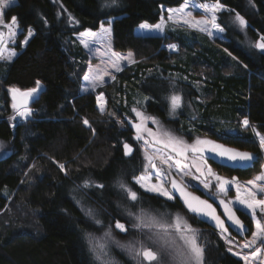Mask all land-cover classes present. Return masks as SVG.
<instances>
[{
	"label": "trees",
	"instance_id": "16d2710c",
	"mask_svg": "<svg viewBox=\"0 0 264 264\" xmlns=\"http://www.w3.org/2000/svg\"><path fill=\"white\" fill-rule=\"evenodd\" d=\"M184 1L118 0L117 5L102 8L105 0H59L58 14L51 0H14L5 10L3 20L15 16L20 31L14 44L17 57L0 62V140L8 146V154L0 157V264H101L87 235L109 226L117 235L115 221L128 223L127 211L136 208L185 212L204 248L202 264H243L216 230L194 219L178 199L166 201L135 185L132 179L142 161L137 153L123 154L124 143L133 145V130L126 120L134 118L131 109L136 107L187 140L206 136L258 157L247 169L222 167L209 159L221 174L246 179L263 164L251 129L264 133V54L249 43L264 36V0H218L224 6L217 17L224 38L215 41L170 23L163 35L134 32L141 22L157 23L161 6L176 7ZM237 14L247 22L244 31L235 23ZM107 18H113V49L130 51L134 62L114 80L84 92L88 55L74 35L96 30ZM29 29L34 35L25 45L22 40ZM172 44L175 49L168 48ZM37 81L32 116L11 125L9 89L30 90ZM173 91L182 97L175 118L169 116L164 100ZM100 93L105 113L96 102ZM85 118L91 127L83 123ZM245 118L250 122L247 129L241 125ZM85 179L104 187L84 189ZM118 179L138 191L137 202L128 203L114 184ZM196 191L209 199L207 193ZM78 194L97 209L102 226L85 216L76 202ZM237 213L250 234L248 216ZM114 256L131 264L120 252Z\"/></svg>",
	"mask_w": 264,
	"mask_h": 264
},
{
	"label": "snow or ice",
	"instance_id": "6c2138e0",
	"mask_svg": "<svg viewBox=\"0 0 264 264\" xmlns=\"http://www.w3.org/2000/svg\"><path fill=\"white\" fill-rule=\"evenodd\" d=\"M14 3V0H0V18L5 14L3 10L10 8ZM118 0H105L101 5L102 8H111L117 5ZM189 7L188 0L178 9H168L167 20L172 21L177 14L181 16L191 17V12L185 10ZM192 7H197L192 5ZM206 13L203 19H182L184 25L197 28L201 32H206L208 35H213L214 32L218 34L224 33V28L217 23L216 13L224 10V6L221 5L218 0L216 4L201 6ZM70 21L78 23L73 17H69ZM235 22L243 28L247 26L246 20L236 15ZM46 23V21H45ZM166 21L162 17L161 21L155 25H150L147 22L139 25L142 30H156L163 31ZM7 29V36L9 42H11L20 31L17 28V18L11 17L10 22H4L0 19V61L11 62L18 53L14 50H8L5 46V32L3 29ZM111 28L105 27L102 23L99 32H92L86 30L79 33L80 43L85 47L90 48L88 38H91L92 42L97 40L104 41L110 35ZM34 32L29 29L26 38L22 42L27 44L28 40L33 37ZM250 47L256 48L264 54V36H261L255 43H249ZM170 49H175L176 45L172 44L168 46ZM228 52V49H224ZM6 53V54H5ZM107 57L105 63L110 64L111 68L116 72L121 71V62L127 60L129 63L134 62L131 59V54L128 57H124L111 51L104 53ZM228 55H232L228 52ZM233 59H236L233 57ZM245 67H247L245 65ZM108 76L111 79H115L110 71L106 68L101 69L100 66H89L87 74L83 76V80L87 82L88 87L83 88L82 91L89 92L95 91V89L105 83V77ZM40 87V82L37 81V88H33L27 92H20L17 88H10L9 91L13 94L12 98L14 103L12 108L16 110V115L29 119L32 116V110L26 107L27 98L33 96V93H37V89ZM17 95L20 99V108H18ZM38 97H33V100ZM97 103L99 111L101 113L107 112L106 101L104 94L97 95ZM148 99V98H146ZM164 100L168 104V114L170 117L175 118L180 114L182 109V97L181 95L173 91L170 95L164 97ZM22 109V110H21ZM131 111L135 114L134 118L127 119L126 122L135 129L134 139L137 142H142L144 147V171L139 176H133V182L135 185H139V188L144 189L147 192L156 193L159 197L165 198L166 201H174L177 198L182 200L183 206L187 211L193 214V218H199L201 222H214V226L220 230L221 238L225 240V243L232 245L233 241L230 238L228 226L225 224V220L222 219L221 214L217 213V208L213 206V203L219 201L218 207L223 208V216L230 222L238 234L246 232L241 219L237 216V211L243 212L245 215H250L254 221L255 231L252 232V239L243 245L244 248H250L256 245L259 241L261 247H264V173L257 175L253 180L247 182V184H240L235 177L231 180L226 179L218 175L212 167L209 165L208 160L213 162H219L220 165L226 166L227 163L239 164L241 167H250L258 160V157L249 152H241L232 148H228L222 144H219L211 139L197 137L193 143H188L181 137H177L171 131L165 129L159 119L154 116L147 115L143 110L133 107ZM109 115H115L114 113H108ZM10 119L15 120L16 116ZM156 126L154 131L148 127V122ZM83 123L91 127L90 122L85 118ZM123 123V122H121ZM241 125L244 129L250 126V122L247 118L241 121ZM94 131V130H93ZM231 131V130H230ZM254 135L258 137V146L261 151H264V135L256 132L253 129ZM255 143V141H249ZM125 155H131L132 147L128 143L123 145ZM158 162V163H157ZM61 171L67 174L65 165H59ZM194 169V171H193ZM180 179L177 180L176 176ZM153 178L156 183H152ZM185 178H190L187 182ZM196 183L193 184L192 182ZM213 181L215 183H213ZM117 187L124 193L127 200L131 202H137L140 199L138 191L133 189V186L129 185L122 179L116 181ZM200 186L207 192L209 199H201L200 196L194 195L188 191L189 187H196L199 190ZM234 186L236 191L235 200L226 199L231 187ZM82 187L84 189L90 187L103 188V184H97L95 181L85 179ZM214 189V190H213ZM178 193V197H177ZM224 197V198H222ZM212 200L213 203H210ZM80 203V201H77ZM81 210L85 213V216L90 218L95 224L103 225V221L97 218L96 211L91 207L81 206ZM128 215L134 217L137 223L134 227L143 230L149 229L151 235L149 240L152 243L160 244L162 247L171 248L175 252L176 258L181 261V264H202L204 248L198 243V232L194 229L187 220L180 213H148L143 209L139 213H133L128 210ZM259 216V218H257ZM116 229L121 232H127L124 224L119 220L115 224ZM183 241L182 245H177L176 238ZM90 243L93 241L91 234H88ZM112 238L111 226L105 231L101 240H109ZM118 243V242H117ZM121 247H128L129 251H132L136 258L143 257L146 261L151 262L158 259V254L151 248L145 246L144 243H140L139 248L134 245H120ZM261 247L255 248L252 258L255 259L261 254ZM106 244L103 242H97L94 244V251L98 253L97 259L101 255H106ZM232 251V248H229ZM240 255L239 253H234ZM245 264H249L248 256H241Z\"/></svg>",
	"mask_w": 264,
	"mask_h": 264
},
{
	"label": "rangeland",
	"instance_id": "374dc122",
	"mask_svg": "<svg viewBox=\"0 0 264 264\" xmlns=\"http://www.w3.org/2000/svg\"><path fill=\"white\" fill-rule=\"evenodd\" d=\"M53 3L56 4V6L58 7V14H60V11H62V6L59 2V0H51ZM185 3V1L180 4L179 6H176V7H164V6H161L162 8V15L159 19V21L157 23H159L161 21V18L163 17L166 21L165 25H164V28L166 27V25H168L169 23L172 24V25H175V26H180V27H183V28H187V29H192L194 31H197V32H200L202 34H205L211 41H215V38H224V33L222 34H218V33H215L213 35H208L206 32H201L199 31L197 28H194V27H190L188 25H184L182 23V19H191V18H195V19H203L205 18L206 16V13L205 11L203 10V8L201 7L202 5L204 4H208V5H213V4H216L217 1H207V0H188V3H189V7L185 10L186 12H191L192 13V16L191 17H187L186 15L185 16H181V14H177L174 19L172 21H168L167 20V16H168V9H178L180 8L183 4ZM192 5H196L197 7H192ZM6 10V9H5ZM5 10H3L5 12ZM221 12V11H219ZM216 13L217 17H218V13ZM4 16V15H3ZM236 18V16H235ZM3 20V17L0 18ZM112 20L113 18H107L105 20H103V22H101L98 26V28L96 30H90V29H86V30H90L92 32H99L100 31V26L101 24L103 23L105 27H110L111 28V24H112ZM4 21V20H3ZM10 20L8 21H4V22H10ZM142 23H145V22H141L139 23L135 29H134V32L138 35H163V32L164 30L161 32V31H156V30H142L139 28V25L142 24ZM148 23V22H147ZM155 23V24H157ZM218 23V22H217ZM236 23V22H235ZM150 24V23H148ZM155 24H150V25H155ZM219 24V23H218ZM237 26L238 23H236ZM171 27V26H170ZM240 27V26H239ZM18 28V26H17ZM241 28V27H240ZM19 29V28H18ZM245 27L241 28L242 31H244ZM86 30H83L81 32H84ZM3 31L5 32V46L7 47L8 50H14V44H15V41H16V37L11 41L9 42L8 40V36H7V29H3ZM81 32H78L76 33L74 36L75 38L80 42V37H79V33ZM19 33V32H18ZM28 33V32H27ZM18 35V34H17ZM27 36V35H26ZM26 36L23 38L22 42L24 41V39L26 38ZM260 38V36L254 40V42L252 43H255L256 41H258ZM88 41H89V44H90V48H91V51L89 50V48H85L81 43V45L83 46V48L85 49L87 55H88V61H87V68H86V72L85 74H87L88 72V69H89V66H92V67H96V66H100L101 69H107L108 71H110L112 73V75H115L117 72L111 68V65L110 64H107L105 63V61L107 60V57L104 55V53L106 51L109 50V48L111 49V51L115 52L116 54L118 55H121V56H124V57H128L129 54H131V59L134 61V56L133 54L130 52V51H125V52H118L116 50L113 49V46H112V35L110 33V35L106 38V40L104 41H95V42H92L91 38H88ZM169 46V45H168ZM169 48V47H168ZM170 49V48H169ZM256 49V48H255ZM258 50V49H257ZM260 51V50H258ZM17 52V51H16ZM6 54V53H5ZM0 62H6V61H0ZM130 64L127 60H123L121 62V69ZM84 74V75H85ZM111 80L110 77L106 76L105 77V83L106 84L107 82H109ZM102 84V85H104ZM82 85H83V88H87L88 87V84L87 82H85L83 79H82ZM101 85V86H102ZM100 87V86H99ZM37 88V86L35 87ZM40 88V87H39ZM39 88L37 89V93L39 91ZM98 88V87H97ZM31 90V89H30ZM29 90H25V91H20V92H27ZM37 93H33V96H30L27 98V103H26V107L30 108V102L32 101L33 97H35L37 95ZM8 95H9V99H10V102H9V107H10V112H11V115L9 117V121L11 123V125H14V123L16 122H19V121H25L26 119H23L19 116L16 115V110H14L12 108V104L14 103L13 101V94L8 91ZM20 97L19 95H17V100L15 101L18 105V108H20ZM22 110V109H21ZM142 110V109H141ZM146 113V112H145ZM147 114V113H146ZM133 115H135L133 113ZM149 115V114H147ZM13 116H16V119L15 120H12L10 119L11 117ZM149 116H152V115H149ZM163 125V127L169 131H171L174 135H176L177 137H181L182 139H184L185 141H187L189 144L190 143H193L195 141V139L197 138H193L191 140H187L186 138H184L183 136L175 133L174 131L170 130L166 125H164L163 123H161ZM148 127L152 128L154 131L156 130V126L154 124L151 123V121L148 122ZM133 138H132V141H133V145H131V147L133 148V153H137V155H139L141 161H142V168L140 170V172L136 175V176H139L143 173L144 171V163H145V159H144V147H143V144L142 142H137L134 137H135V129H133ZM251 132H252V135L254 137V139L256 140V142L258 143V137H256L254 135V132H253V129H251ZM258 132V131H256ZM260 133V132H259ZM261 135H264V133H260ZM199 138H207V139H211L209 137H206V136H202V137H199ZM213 140V139H211ZM215 141V140H213ZM219 144H222L221 142L219 141H215ZM261 151V150H260ZM132 153V154H133ZM262 155H263V164L261 165V168L260 170L253 174L251 177L249 178H246V179H239V178H236L235 176H228V175H224V174H221L219 173L217 170H215L213 168V166L210 164L209 160H208V163L209 165L212 167V169L220 176L226 178V179H229L231 180L233 177H235L237 179V181L242 184V185H245L247 184L248 181L250 180H253L257 175L261 174V173H264V151H261ZM8 154V146H7V143L3 142L0 140V157L2 156H5ZM158 163V162H157ZM194 171V169H193ZM176 179L179 180L180 177L177 175L176 176ZM190 178H185V181L187 182ZM133 180V179H132ZM117 181V180H116ZM152 183H156L155 179L153 178L152 180ZM193 184H195L196 182L193 181L192 182ZM213 183H215L213 181ZM264 183V182H262ZM116 184V182L114 183ZM139 186V185H138ZM196 187H189L187 190L192 192L194 195L196 196H200V193H198L196 191ZM144 190V189H142ZM199 190L207 193L202 186H200ZM198 190V191H199ZM214 190V189H213ZM145 191V190H144ZM147 192V191H145ZM151 193V192H149ZM155 195H157L156 193H153ZM81 194H78V196L76 197V202L77 201H80V203H77L78 206L81 208V206H85V207H91L93 208L96 213H97V209L92 207L91 205H88L86 203V199L84 197H80ZM236 191H235V188L234 186L231 187L230 191L228 192V196L226 197V199H229V200H235L236 198ZM177 197H178V193H177ZM224 198V197H222ZM258 198H264V197H260L258 196ZM126 199V198H125ZM178 201L182 203V200L177 198ZM201 199H205L203 197H201ZM129 201V200H127ZM128 203H132L131 201H129ZM218 204H219V201L217 200L215 203H213V206L217 208V213L218 214H221L222 216V219L225 220V224L226 226H228V230H229V234H230V238L232 239L233 241V244L232 245H229L227 243H225V240L221 238V235H220V230L218 228H216L214 226V222L212 221H208L206 222L207 224H209L210 226H212L216 232L218 233V235L220 236V238L222 239V241L225 243L228 251H229V248L231 247L232 248V251H229L231 254H233L234 256L238 257L239 259H241L240 257L241 256H248L249 257V264H264V249L263 247H261L259 241L257 242L256 245H253L252 247L250 248H244L243 245L247 242H250L251 239H252V232L255 231V227H254V221L253 219L250 217V215H246L248 216V221H250V231L251 233L250 234H247L248 232H241L240 234H237L235 233V235L231 232L230 230V222L227 221V218L223 216V208L222 207H218ZM128 206V205H127ZM129 209V207H127V210ZM142 208H136L134 211H131L133 213H139L140 210ZM143 210L145 212H148V213H152V214H156V213H165V212H162V211H155V210H150L148 208H143ZM171 213V212H170ZM175 213H180L186 220L187 222L193 227V225L191 224L190 222V219L189 217L187 216V214L183 211H180V212H173L172 214H175ZM238 214V213H236ZM127 219H128V223H122L121 221H119L120 223L124 224L126 229H127V232H121L119 229H116L115 227V224H116V221L114 223V228L118 231L117 235H114L113 232H112V238L109 239V240H101V238L104 236V233L105 231L108 229V228H104V229H101L98 234L95 233V235H91L94 239L93 241L90 243V247L93 251V254L96 258V260L98 262H100L101 264H122L118 261L117 258H115L114 255H117V253H121L123 254L125 261L126 263L129 261L131 264H149L148 261H146L143 257H140V258H136L134 253L132 251H129L128 247H121L120 245H134L136 248H139L140 246V243H144L146 247L148 248H151L153 251H155L157 254H158V259L156 261H153L151 262V264H181V261L176 258L175 256V252L173 249L171 248H167V247H162L160 244H155V243H152L150 240H149V235H151L149 229L147 228H144L143 230L141 229H138L136 227H134V225L137 223V221L135 220L134 217H130L128 215V211H127ZM97 217H98V214H97ZM259 218V216L257 217ZM243 222V221H242ZM244 223V222H243ZM245 225V223H244ZM100 226V225H99ZM194 228V227H193ZM245 228L247 229L248 227L245 226ZM195 229V228H194ZM87 240L89 241V238H88V235H87ZM97 242H103L106 244V255H101L99 259H97V255L98 253L96 251H94V244L97 243ZM118 242V243H117ZM176 243L177 245H182L183 244V241L179 240V238L177 237L176 238ZM257 247H261V254L256 257L255 259L252 258V254L255 250V248ZM118 251V252H117ZM234 253H239L240 255H235ZM19 261H22L20 258H18ZM242 260V259H241ZM243 264H245V261L242 260Z\"/></svg>",
	"mask_w": 264,
	"mask_h": 264
},
{
	"label": "water",
	"instance_id": "95a60500",
	"mask_svg": "<svg viewBox=\"0 0 264 264\" xmlns=\"http://www.w3.org/2000/svg\"><path fill=\"white\" fill-rule=\"evenodd\" d=\"M129 144V143H128ZM124 145V144H123ZM130 145V144H129ZM131 146V145H130ZM226 147H228V148H232V149H235V150H238V151H241V152H247V151H243V150H239V149H237V148H234V147H230V146H226ZM122 149H123V154H124V156L125 157H130L131 155H132V153H133V151H132V153H131V155H125V150H124V147L122 146ZM132 150H133V148H132ZM250 153V152H249ZM253 154V153H252ZM254 155V154H253ZM219 163V162H218ZM225 167H228V168H231V169H247L248 167H241L239 164H233V163H231V162H229V163H227V165L225 166ZM211 203V202H210ZM187 210V209H186ZM188 212V211H187ZM189 213V212H188ZM189 214H191V213H189ZM191 215H193V214H191ZM244 224V223H243ZM245 226V225H244ZM230 230L231 231H233L234 233H237L236 232V230L233 228V227H231V225H230ZM238 234V233H237Z\"/></svg>",
	"mask_w": 264,
	"mask_h": 264
},
{
	"label": "built area",
	"instance_id": "2783aa9c",
	"mask_svg": "<svg viewBox=\"0 0 264 264\" xmlns=\"http://www.w3.org/2000/svg\"><path fill=\"white\" fill-rule=\"evenodd\" d=\"M96 98H97V96H96ZM96 102H97V99H96ZM97 105H98V103H97ZM99 107V106H98Z\"/></svg>",
	"mask_w": 264,
	"mask_h": 264
},
{
	"label": "crops",
	"instance_id": "0c3cea01",
	"mask_svg": "<svg viewBox=\"0 0 264 264\" xmlns=\"http://www.w3.org/2000/svg\"><path fill=\"white\" fill-rule=\"evenodd\" d=\"M82 89H83V85H82Z\"/></svg>",
	"mask_w": 264,
	"mask_h": 264
},
{
	"label": "flooded vegetation",
	"instance_id": "af4514ba",
	"mask_svg": "<svg viewBox=\"0 0 264 264\" xmlns=\"http://www.w3.org/2000/svg\"><path fill=\"white\" fill-rule=\"evenodd\" d=\"M242 221V220H241Z\"/></svg>",
	"mask_w": 264,
	"mask_h": 264
}]
</instances>
